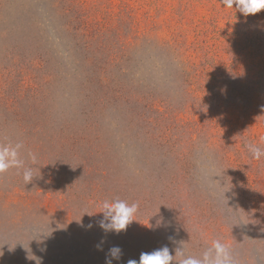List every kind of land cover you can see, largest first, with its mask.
<instances>
[{"label": "rangeland", "instance_id": "rangeland-1", "mask_svg": "<svg viewBox=\"0 0 264 264\" xmlns=\"http://www.w3.org/2000/svg\"><path fill=\"white\" fill-rule=\"evenodd\" d=\"M220 5L0 0V144L34 175H0V264L201 258L217 239L264 264V156L245 147L264 149V10ZM114 198L138 204L119 234L98 226Z\"/></svg>", "mask_w": 264, "mask_h": 264}, {"label": "clouds", "instance_id": "clouds-1", "mask_svg": "<svg viewBox=\"0 0 264 264\" xmlns=\"http://www.w3.org/2000/svg\"><path fill=\"white\" fill-rule=\"evenodd\" d=\"M220 6L223 9L234 10L235 13L238 12L247 17L264 10V0H221ZM259 141L264 143V136H261ZM23 147L22 143L0 144V175L6 173L9 169H22L23 180L25 184H28L33 180L34 175L32 168L26 167L24 160L21 158L20 150ZM245 147L251 154L252 159L260 160L264 156V149L256 143H246ZM29 156L32 163L35 164V154L29 153ZM100 207L101 211L98 213L102 214V218L98 221V226L105 233L114 232L119 234L125 231L135 221L133 217L138 211V204H129L119 198L105 200ZM160 224L161 221H157V226H160ZM87 227L91 228L92 224L87 225ZM169 239L172 238L169 237ZM97 247L99 248V245ZM121 255L122 250L119 246H113L109 249L105 264H112V260H119ZM177 257L179 259L176 260V264H234L229 246L218 239L212 241L211 246L203 252L201 258L186 256L183 245L175 249L174 255L170 253L168 246H163L151 252H141L138 260L129 259L126 264H174Z\"/></svg>", "mask_w": 264, "mask_h": 264}]
</instances>
